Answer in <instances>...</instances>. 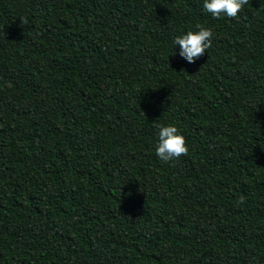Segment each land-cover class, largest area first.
<instances>
[{"label":"trees","instance_id":"1","mask_svg":"<svg viewBox=\"0 0 264 264\" xmlns=\"http://www.w3.org/2000/svg\"><path fill=\"white\" fill-rule=\"evenodd\" d=\"M203 3L0 0V264H264V0Z\"/></svg>","mask_w":264,"mask_h":264},{"label":"clouds","instance_id":"2","mask_svg":"<svg viewBox=\"0 0 264 264\" xmlns=\"http://www.w3.org/2000/svg\"><path fill=\"white\" fill-rule=\"evenodd\" d=\"M249 0H204L203 11L211 13L214 18L227 16L229 18L237 17L243 6L248 4ZM22 24L27 20L21 17ZM198 30H189L186 34L175 37L174 45H179V55L189 64L196 63L201 57H204L207 50L212 46L213 31L201 24H196ZM159 142L155 146V154L164 162L174 158L188 155L189 147L185 136L174 124L168 126L159 125ZM239 202H243L241 197Z\"/></svg>","mask_w":264,"mask_h":264}]
</instances>
